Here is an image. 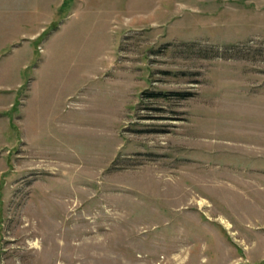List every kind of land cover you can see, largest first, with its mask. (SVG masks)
<instances>
[{"label":"rangeland","instance_id":"1","mask_svg":"<svg viewBox=\"0 0 264 264\" xmlns=\"http://www.w3.org/2000/svg\"><path fill=\"white\" fill-rule=\"evenodd\" d=\"M0 264H264V0H0Z\"/></svg>","mask_w":264,"mask_h":264},{"label":"bare ground","instance_id":"2","mask_svg":"<svg viewBox=\"0 0 264 264\" xmlns=\"http://www.w3.org/2000/svg\"><path fill=\"white\" fill-rule=\"evenodd\" d=\"M78 205L76 204V207H77Z\"/></svg>","mask_w":264,"mask_h":264}]
</instances>
